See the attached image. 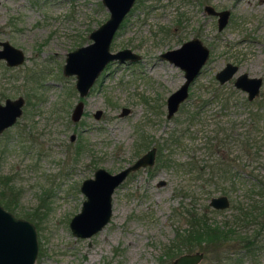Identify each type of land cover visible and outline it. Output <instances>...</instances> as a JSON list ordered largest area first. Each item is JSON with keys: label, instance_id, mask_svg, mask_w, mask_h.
<instances>
[{"label": "rangeland", "instance_id": "374dc122", "mask_svg": "<svg viewBox=\"0 0 264 264\" xmlns=\"http://www.w3.org/2000/svg\"><path fill=\"white\" fill-rule=\"evenodd\" d=\"M206 5L229 10L222 29ZM108 16L101 0H0V40H8L25 54L16 66L0 59V101L25 98L22 115L0 134V172L11 174L21 190L16 216L36 226L35 264H173L179 254L196 251L183 248L165 255L176 231L189 226L187 209L195 206L213 225L229 227L236 224L237 202L249 201L239 188L227 193L228 207H212L209 200L219 190L202 191L188 171L162 165L157 154L154 165L130 173L115 189L112 216L102 229L90 237L72 233L70 219L85 198L80 184L96 168L117 172L152 145L161 146L164 155L173 152L176 162L186 160L191 142L203 139V132L194 130L193 140L182 139L185 149L170 151L164 144L177 126L176 119L185 117L184 111L215 89L228 94L241 72L263 78L260 94L249 106L241 103L246 92L238 89L240 100L232 98L222 119L241 120L244 129L248 108H254L264 94V0H136L116 31L111 50L130 47L140 59L108 62L83 98L81 120L74 122L70 114L79 95L75 75L63 74L66 54L90 42L91 30ZM194 36L202 39L210 54L190 85L188 98L168 118L166 98L184 81V71L159 53ZM226 62L239 68L219 83L215 72ZM123 106L130 108L125 115L120 114ZM55 107L62 112L53 113ZM219 107V101L213 100L206 112L215 113ZM98 109L102 113L95 118ZM71 134L76 136L73 140ZM141 134L148 137L146 148L139 143ZM231 149L235 155L236 146ZM260 154L262 161L264 146ZM245 165L264 173L256 167L257 160L246 159ZM35 208L46 211L39 223L24 213ZM253 227L250 224L242 233ZM259 238H264V229ZM210 249L199 264H220L214 256L223 253L222 247ZM258 251L264 264V245Z\"/></svg>", "mask_w": 264, "mask_h": 264}, {"label": "water", "instance_id": "95a60500", "mask_svg": "<svg viewBox=\"0 0 264 264\" xmlns=\"http://www.w3.org/2000/svg\"><path fill=\"white\" fill-rule=\"evenodd\" d=\"M109 11L108 18L99 26L91 30L90 42L80 45L67 52L63 64V74L75 75V88L79 99L71 111V118L77 121L84 109V100L92 88L96 78L108 62L117 60L136 61L140 54L130 47H123L116 51L111 50V42L120 27L123 19L131 10L135 0H101ZM207 12L217 15L218 29H222L228 22L229 10H216L212 5H206ZM0 59L7 66H16L25 59L24 51L10 43L8 40H0ZM210 49L201 38L194 36L180 45L166 49L159 53V57L172 62L184 71V81L173 90L166 98V116L170 118L178 110L179 105L189 96L192 82L201 72ZM238 65L226 62L215 72V78L219 83L228 81L238 71ZM263 78L250 76L247 72H241L235 76L233 85L235 88L246 92L248 100H253L260 94ZM24 97H7L0 101V134L8 127L16 123L22 113ZM130 108L123 106L121 115H125ZM101 110L95 112L99 117ZM74 138V134L71 135ZM156 146L150 147L132 163L121 168L117 172H111L100 166L96 168L92 177L82 180L81 192L85 195L79 211L70 219L69 227L75 236L90 237L98 232L111 219L113 212V193L124 181L129 172L140 167L152 166L155 163ZM159 184H164L160 180ZM230 199L227 194L214 195L209 200V205L217 209L228 207ZM37 229L35 224L24 217L16 216L0 203V264H35L38 254ZM204 253L202 251L183 252L173 259V264H199Z\"/></svg>", "mask_w": 264, "mask_h": 264}, {"label": "trees", "instance_id": "16d2710c", "mask_svg": "<svg viewBox=\"0 0 264 264\" xmlns=\"http://www.w3.org/2000/svg\"><path fill=\"white\" fill-rule=\"evenodd\" d=\"M237 91V88H231L226 94L223 90L215 89L210 97L200 98L193 107L184 111L185 117L176 119L177 126L166 137V144H164L170 148V151L175 148L185 149L182 139L186 137L190 141L193 140L191 132L194 130L200 128L203 132V139L191 142V152L186 160L176 162L171 156L173 152L164 155L159 145H157V158L162 165L175 166L188 171L191 180H196V186L202 191L211 193L219 190L227 194L241 188L249 201L237 202L236 209L239 214L235 215L234 223L236 224L229 227L213 225L205 211L200 212L197 208L194 209L195 211L187 209L189 226L176 231L172 245L165 250V255L180 253L183 248L187 251L199 249L209 252L212 249L210 246L215 250L222 247L223 252L226 249L236 251L234 247L229 246L236 239L250 236L256 238L264 229V173L255 171L254 167L249 169L245 165L246 159H253L258 161L256 167L264 169V159L261 161L259 158L262 157L260 150L264 146V123L262 122L264 121V94L254 108H248L249 115L244 119L245 125L242 129L241 120L233 119L228 123L229 121L220 117L226 113L225 108L229 107L231 100H240ZM213 100H218L220 107L217 112L208 114L206 107ZM240 101L249 106L253 103V100H248L246 96H243ZM61 112L58 107L54 108L53 113ZM140 137V145L146 148L149 144L148 137L142 134ZM233 146L237 148L235 155L231 154ZM80 147L81 144L76 146V152H79ZM20 193L21 190L16 186L13 176L0 172V203L15 215ZM194 198L197 197L194 196ZM24 213L39 223L46 211L39 212L38 208H35ZM250 224H254L253 230L243 234L242 230ZM245 243V246L249 247L252 242ZM214 258L220 264H236L231 259L227 261L228 257L223 254H216ZM223 260L226 263H223Z\"/></svg>", "mask_w": 264, "mask_h": 264}, {"label": "flooded vegetation", "instance_id": "af4514ba", "mask_svg": "<svg viewBox=\"0 0 264 264\" xmlns=\"http://www.w3.org/2000/svg\"><path fill=\"white\" fill-rule=\"evenodd\" d=\"M136 1V0H135ZM135 3V2H134ZM130 12V11H129ZM128 12V13H129ZM1 47V46H0ZM18 96H20V95H18ZM18 96H16V97H18ZM23 96V95H22ZM259 96V95H258ZM24 97V96H23ZM257 97V96H256ZM255 97V98H256ZM254 98V99H255ZM248 99V98H247ZM251 101V100H250ZM24 104H25V98H24ZM24 106V105H23ZM84 107H85V105H84ZM72 111V110H71ZM84 111H85V109H83V112H82V115H81V117L77 120V122L78 121H80L81 120V118H82V116H83V114H84ZM97 111V110H96ZM95 111V112H96ZM22 112H23V107H22ZM95 112H94V116H95ZM102 113V112H101ZM121 114V113H120ZM21 115H22V113H21ZM20 115V116H21ZM19 116V117H20ZM100 116H101V114H100ZM99 116V117H100ZM18 117V118H19ZM99 117H96L95 116V118H99ZM18 118H17V120H18ZM70 118H71V114H70ZM17 120H16V122H17ZM71 120H72V118H71ZM74 121V120H73ZM74 122H76V121H74ZM11 127V126H10ZM9 128V127H8ZM7 129V128H6ZM72 135V134H71ZM76 136H75V134H74V138H75ZM74 138H71V136H70V139H74ZM152 146H156V145H152ZM152 146H150V147H152ZM149 147V148H150ZM149 148H147L146 150H148ZM145 150V151H146ZM144 151V152H145ZM144 152H142V153H144ZM141 153V154H142ZM140 154V155H141ZM157 154H158V146H156V155H155V158H156V156H157ZM139 155V156H140ZM138 156V157H139ZM155 161H156V159H155ZM154 165V164H153ZM145 167H147V166H145ZM140 168H142V167H140ZM140 168H138V169H140ZM138 169H136V170H138ZM136 170H133V171H131V172H129V174L130 173H132V172H134V171H136ZM128 174V175H129ZM127 175V176H128ZM126 176V177H127ZM87 178V177H86ZM85 179V178H84ZM81 185V184H80ZM81 191V190H80ZM196 207L194 206L193 208H191L190 210L191 211H195L194 209H195ZM245 229H243L242 230V232L244 231ZM260 236V235H259ZM259 236H256V238H253V236H250L249 238H246V237H241V238H238V239H236L232 244H230L229 246H232V247H234L235 249H236V251H233L232 249L231 250H228L227 249V251L225 252H223L222 254L223 255H226V257H228V259H227V261H229V259H231V261L233 260L236 264H261V262H259V260H258V249L259 248H262L263 247V245H264V238H259ZM245 242H252L251 243V245L248 247V246H245L246 245V243ZM244 243V244H243ZM231 248V247H230ZM197 250H199V249H196V251ZM199 251H202L203 253H204V256H203V258L205 257V252L203 251V250H199ZM203 258H202V260H203ZM201 260V261H202ZM201 261L199 262V263H201ZM223 263H226V262H224V260L222 261Z\"/></svg>", "mask_w": 264, "mask_h": 264}]
</instances>
